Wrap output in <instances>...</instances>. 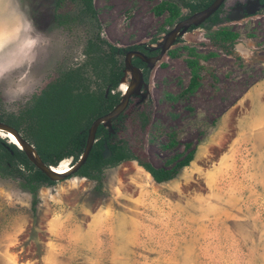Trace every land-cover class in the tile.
<instances>
[{
  "label": "rangeland",
  "instance_id": "1",
  "mask_svg": "<svg viewBox=\"0 0 264 264\" xmlns=\"http://www.w3.org/2000/svg\"><path fill=\"white\" fill-rule=\"evenodd\" d=\"M159 1L94 0L100 36L122 49L153 43L176 20L156 12ZM54 2L19 0L32 31L15 47L29 36L40 45L35 61L0 80L6 113H21L48 81L84 60L91 23L73 19L75 3ZM224 25L238 34L231 47L202 27L176 40L175 55L148 70L143 106L117 125L138 160L159 167L193 149L190 163L156 183L137 160H125L103 169L99 188L77 175L41 186L35 205L20 180L0 176V264H264V12ZM189 60L200 78L187 92ZM171 134L176 144L164 149Z\"/></svg>",
  "mask_w": 264,
  "mask_h": 264
},
{
  "label": "trees",
  "instance_id": "2",
  "mask_svg": "<svg viewBox=\"0 0 264 264\" xmlns=\"http://www.w3.org/2000/svg\"><path fill=\"white\" fill-rule=\"evenodd\" d=\"M55 8L65 0H54ZM77 5L73 19L87 20L93 27L91 36L87 39L83 49L84 60L76 67L60 72L54 79L48 81L44 87L34 95L26 107L19 114L6 113L0 104V121L17 129L21 135L33 144L41 159L47 165L56 166L58 162L67 157L74 158L84 147L87 129L95 118L109 111L118 101V92L115 89L122 76V62L119 56L128 47H117L99 33L97 14L93 0H68ZM199 7L207 4L209 0H195ZM184 5L192 11L197 9L192 0H185ZM163 9L169 11L172 19L179 14L173 0H162L156 6V12ZM57 23L62 24L61 16L57 15ZM71 19V18H70ZM211 23L220 21L214 14ZM211 25L204 26L210 40L222 48L234 45L238 34L228 28L211 29ZM138 48L137 46H134ZM174 56V51L168 52ZM138 64V60L133 61ZM189 67L193 73L185 91H191L199 81L196 72V60H189ZM108 92L105 95V90ZM145 114H139L140 126L144 127L147 120ZM97 141L93 144L84 164L74 175L95 180L99 188L103 169L115 166L125 160H137L152 180L161 183L174 178L180 169L188 165L193 159L194 150L190 149L182 156H172L164 161L162 166L154 167L151 164L138 160L124 140H117L109 144L111 154L108 158L102 156V143L108 141L106 131L102 126L97 129ZM176 144L175 135L171 134L169 142L164 149H171ZM0 176L20 180L23 189L34 195L32 205L37 202V191L41 186L53 184L40 170L31 164L24 152L14 144L0 137Z\"/></svg>",
  "mask_w": 264,
  "mask_h": 264
},
{
  "label": "water",
  "instance_id": "3",
  "mask_svg": "<svg viewBox=\"0 0 264 264\" xmlns=\"http://www.w3.org/2000/svg\"><path fill=\"white\" fill-rule=\"evenodd\" d=\"M222 0H214L207 8L195 12L189 17H187L184 20H181L177 22L171 29H169L165 35L161 38L160 41H158L157 44L154 45L155 48H159V52L157 55L153 57H147L142 52L138 50H130L125 54L124 58V64H125V72H129L130 80L126 84L125 88L122 89V84L117 87V90L122 89L121 98L119 102L107 113L95 118L87 131V138L85 142V146L83 149V152L79 156L78 160L74 162L73 164L69 165L65 170H57L56 167L62 163L65 162V160L70 163L72 160V157L63 158L61 159L56 166L53 165H47L39 156L36 149L34 148L33 144L30 143L27 139H25L21 133L15 129L14 127L10 126L9 124L0 121V133L7 136L9 139V142L14 144L18 149L22 150L27 157L28 161L33 164L35 168L40 170L47 178H49L52 181H60L67 179L74 175V173L84 164L86 161L88 154L91 150V147L93 145L94 139H95V133L97 130V127L102 124L103 126L107 127L109 131H112L110 127V122L113 118L118 116L126 107L129 97L132 94L139 93V89L141 86L144 87L146 92L142 95V97H146L148 92L149 83L145 82L141 70L134 66L131 63V57L136 56L139 57L142 61H145L147 65L149 66V69L153 68L161 58L167 54V51L171 49V47L174 45L176 41V37L184 34L186 32V28L190 24H197L205 17L209 16L211 13L215 11V9L219 6ZM264 6V4H263ZM245 15H241L238 17H231L230 21H238L241 19H244ZM123 82V78L121 80ZM110 154V149L106 146L103 150L102 156L103 158H107Z\"/></svg>",
  "mask_w": 264,
  "mask_h": 264
},
{
  "label": "flooded vegetation",
  "instance_id": "4",
  "mask_svg": "<svg viewBox=\"0 0 264 264\" xmlns=\"http://www.w3.org/2000/svg\"><path fill=\"white\" fill-rule=\"evenodd\" d=\"M162 0L159 1V3L161 2ZM184 1L185 0H173V2L175 3V5L177 6L178 8V11H179V14L173 24V26L181 21V20H184L186 19L187 17H189L190 15H192L193 13L195 12H198V11H201L205 8H207L214 0H209V2L207 4H202L201 7H199V4L196 3L195 0H192L193 3H195V6L197 7V9L195 10H191L189 7L185 6L184 5ZM264 0H222L221 3L219 4V6L215 9V11L213 13H211L209 16L205 17L204 19H202L200 22H198L197 24H190L187 28H186V32L184 34H181L179 36L176 37V40H178L179 38L183 37L185 34H187L189 31L195 29V28H198V27H202L204 28V26H207L209 24H212L211 25V29H219V28H227L224 24L228 23L229 19L231 17H238V16H241V15H245L247 14L246 16H253L261 11L264 12ZM93 5H94V0H93ZM95 8V7H94ZM96 10V9H95ZM162 11H165V9H163ZM181 11V12H180ZM183 11V13H182ZM216 14L218 19H220V21L216 22V23H211V18L212 16ZM75 21H77L76 19H74ZM65 22V20L63 21ZM78 22H82V21H78ZM63 24V23H62ZM172 26V27H173ZM171 27V28H172ZM169 28V29H171ZM168 29V30H169ZM167 30V31H168ZM166 31V32H167ZM165 32V33H166ZM165 33H163V35H165ZM92 34V33H91ZM163 35L156 39V41H154L153 43H146V44H136L134 46H137L138 48H135L134 46H131L132 48H129V49H126L123 54H121L119 57V59L121 60L122 62V76L120 77L115 89L111 90V92H118L119 94V99L117 101V103L119 102L120 98H121V93H122V89L121 90H117V87L119 85H124L126 86V84L128 83V81L130 80V77H129V72H125V64H124V58H125V54L130 51V50H138L140 52H142L144 55H146L147 57H153L155 55L158 54L159 52V48H153L155 44L158 43V41L161 40V38L163 37ZM91 36V35H90ZM89 36V37H90ZM88 37V38H89ZM87 38V39H88ZM104 38V37H103ZM105 39V38H104ZM106 40V39H105ZM87 41V40H86ZM86 44V43H85ZM114 45V44H113ZM117 46V45H115ZM118 47V46H117ZM169 51V50H168ZM168 51H167V54H168ZM84 55V53H83ZM138 60V64H135L133 61L134 60ZM131 63L138 67L140 70H141V73H142V77L144 79L145 82H147V72L149 70V66L147 65V63L145 61H142L139 57H136V56H132L131 57ZM124 76H126V81L125 82H121L122 78H124ZM125 88V87H124ZM108 92V89L105 90V95L106 93ZM144 92H146V90L144 89L143 86H141V88L139 89V93L137 94H132L130 97H129V100H128V103L125 107V109L118 115L116 116L115 118H113L110 122V129L112 131H109V129L105 126H103L102 124H100L99 126H102L104 128V130L106 131V135L108 137V141H103L102 143V153H103V150L105 148V144L107 146V143L109 144H112L114 142H116L117 140H119L116 135H117V129L119 126L118 123L121 122V118L123 117L122 115L124 113H126L129 109L131 110L134 106H143L141 105V103L143 101H145L147 99V95L145 98L142 97V95L144 94ZM116 103V104H117ZM115 104V105H116ZM114 105V106H115ZM113 106V107H114ZM112 107V108H113ZM139 107V108H140ZM111 108V109H112ZM110 109V110H111ZM108 112V111H107ZM106 112V113H107ZM105 114V113H104ZM140 114V113H139ZM140 119H138L137 123L138 125H140ZM93 121V120H92ZM91 124V123H90ZM90 126V125H89ZM98 126V127H99ZM97 127V129H98ZM89 128V127H88ZM88 131V129H87ZM97 130H96V133H95V139H94V142L93 144L97 141L98 137H97ZM86 138H87V134H86ZM5 139V138H4ZM85 142H86V139H85ZM85 146V144H84ZM93 146V145H92ZM108 147V146H107ZM92 148V147H91ZM84 149V147H83ZM83 149L81 150V152L77 155L76 158H74L73 156L72 157V160L70 163H68L69 165L73 164L74 162H76L79 158V156L81 155V153L83 152ZM110 154H111V150H110ZM109 154V156H110ZM108 156V157H109ZM107 157V158H108ZM68 158V157H67ZM75 174V173H74Z\"/></svg>",
  "mask_w": 264,
  "mask_h": 264
},
{
  "label": "clouds",
  "instance_id": "5",
  "mask_svg": "<svg viewBox=\"0 0 264 264\" xmlns=\"http://www.w3.org/2000/svg\"><path fill=\"white\" fill-rule=\"evenodd\" d=\"M25 31L30 33L32 26L25 24L22 18L19 0H0V80L6 73L26 68L30 61L36 60V49L40 45L37 38L29 36L15 47ZM10 36H15L16 40L9 39Z\"/></svg>",
  "mask_w": 264,
  "mask_h": 264
},
{
  "label": "bare ground",
  "instance_id": "6",
  "mask_svg": "<svg viewBox=\"0 0 264 264\" xmlns=\"http://www.w3.org/2000/svg\"><path fill=\"white\" fill-rule=\"evenodd\" d=\"M124 85H122V89H124ZM0 135H4V134H2V133H0ZM4 136H6V135H4ZM7 137V136H6ZM69 166V164H66V163H64V162H62V163H60L57 167H56V169L57 170H65L67 167Z\"/></svg>",
  "mask_w": 264,
  "mask_h": 264
}]
</instances>
